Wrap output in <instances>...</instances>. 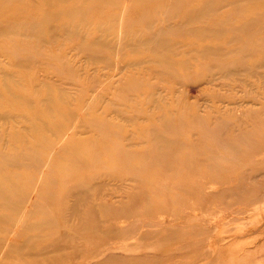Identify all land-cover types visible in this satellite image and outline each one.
Returning <instances> with one entry per match:
<instances>
[{
	"label": "rangeland",
	"instance_id": "1",
	"mask_svg": "<svg viewBox=\"0 0 264 264\" xmlns=\"http://www.w3.org/2000/svg\"><path fill=\"white\" fill-rule=\"evenodd\" d=\"M44 1L0 0V112L5 115L0 118V180L5 183V190L0 189V241L9 230L14 236L11 244L0 242L8 251L1 264H43L38 254L26 253L38 245L51 246L59 234L71 232L75 239L65 243L68 249L50 252L48 259L67 253L60 257L61 264H264L259 259V253L264 256V238L256 239L260 233L238 238L255 221L248 213L264 212V201H258L264 173L257 169H264L259 154L264 153V115L254 118L248 109L264 114V88L254 85L255 94L250 92L238 60L215 59L214 69L183 74L161 59L167 55L172 62L171 51L163 50L196 36L189 26L174 28L184 19L182 14L171 15L167 25L169 12L163 5L180 8L179 2L190 0H73L79 10L70 15L61 12L67 7ZM251 4L232 3L239 8L225 25H243L255 11L247 8ZM258 7L264 22V4ZM60 12L65 17L59 20ZM60 23L69 29L62 31ZM159 29L162 45L109 52L114 41L118 49L124 41L140 47L134 36L142 39ZM97 39L108 44L99 43V49L94 46ZM253 42L263 44L264 39ZM121 52L143 53L150 59L147 74L138 77L141 73L132 67L125 71L126 76L135 75L137 86L131 91L125 89L129 82L123 72L115 75ZM174 55L195 64L194 52ZM153 66L159 76L151 73ZM178 72L183 77L176 79ZM155 84L160 99L154 103L140 87ZM151 103L159 112L150 110ZM56 106L73 107L82 115L81 127L70 129L59 142V131L41 126L42 114L47 110L50 117ZM118 109L137 114L142 122L162 124L161 148L155 139L147 140L150 130L135 131ZM221 114L225 127L237 126L226 130L217 117ZM58 116L64 120L67 115ZM93 121L107 126L96 128ZM117 126L126 127L123 136ZM122 180L123 190L118 188ZM83 181L104 183V193L94 199L82 192V202L76 205L86 213V222L72 218L68 224L62 213L75 203L70 193L81 192L75 185ZM4 196L10 198L4 201ZM242 208L248 209L246 214L239 212ZM259 222L264 226V220ZM109 229L118 234L108 235ZM221 231L228 236L227 246L244 243L256 248L255 253L231 256L217 243ZM211 247L220 249L215 254ZM105 254L115 259L105 261Z\"/></svg>",
	"mask_w": 264,
	"mask_h": 264
},
{
	"label": "bare ground",
	"instance_id": "2",
	"mask_svg": "<svg viewBox=\"0 0 264 264\" xmlns=\"http://www.w3.org/2000/svg\"><path fill=\"white\" fill-rule=\"evenodd\" d=\"M71 1H73V0H45L44 2L48 5L49 4H51V5L61 4L60 7H62V8L67 7L66 9L62 10L61 12L65 11L67 14L70 15L73 12L79 10V6H72V4L70 3ZM210 1H213V2L210 3ZM242 1H244V0H200V2L196 3V1L190 0V1L179 2L180 8L177 5H175L174 7L171 4H169L168 6L163 5L164 10H166V12H169V18H168L169 20H168L167 25L169 24V26H171V15L176 17L177 15L182 14L184 16V19L181 21H176L174 24V28H176L175 26L180 27V28H184L183 26H189L191 31H193L196 36H195V39H191V40H187V41H183V42L178 41L174 44H171L172 46H170V47L168 46V48L163 50V51H167V50L171 51V53L174 56V60L172 62L169 60L167 55H163V57H161V59L164 58L163 60H165L167 63H170V66L173 68H180V70L183 74H185L187 72L192 73V72L199 71V70H205L208 66L212 65L211 61H213L215 59H220L221 61L223 59H225L227 61L238 60V63L242 64L245 67L243 77H242V81H243V83L246 84V86L247 85L251 86V89H249L250 92L255 94L256 90H252V86H254V85H260L262 88H264V43L263 44H258V43L255 44L253 42V41H256L258 38L264 39V22L261 20V17L263 14L261 12H257V10H260L258 5L264 4V0H245L246 3L252 2V4L250 6L247 5V8H249V7L253 8V9H255V11L252 12V17H248V18H246V20L242 21V22H244L243 25L240 24V25L236 26L235 28H233V26H227L224 23L226 20L233 19L232 15H233L234 11L239 8V6H237V5L232 6V3H234V2L239 3ZM68 3H70V4H68ZM227 4L229 6H231L230 9L229 10H223L222 7H224ZM61 12L59 13V16H58L59 20L61 18L65 17L63 15V13H61ZM194 23H196L197 26H192V24H194ZM58 25H59L58 28L59 29L61 28L62 31L69 29L67 26L64 25V23H60ZM165 28H170V27L165 26ZM155 31L156 32H154L153 34L150 33L149 35H146V37L142 38V39L137 38L135 36L133 37V41L137 42L140 47H130L131 45L127 41H124L123 46L121 45L120 49H118V48H115L116 42L114 41V46L112 45V43H109L110 46L112 47V50L109 52H112V53H117L119 51L128 52L131 48H136L137 50H139V49H145V48L153 47L159 43H160V45H162L163 43H165V41H162L164 39V37L162 35H159L158 31H160V29L155 30ZM225 32L227 33V35L223 36L225 34ZM241 32H245V33L244 34H238V35L236 34V33H241ZM208 36H212V38L220 39V40H217L215 42L211 41L212 38L207 40L206 38ZM249 41H251V42H249ZM212 42L214 44H211ZM247 42H249V44L247 46H243V44L247 43ZM252 42H253V44H251ZM99 43L108 44L104 40L97 39V42L95 43L94 46L96 47V44H97V48H99V49H102L101 48L102 46ZM186 52H194V54L196 56L195 64L190 63L189 61H186L187 58L184 56L181 58V57H176L174 55L175 53L177 56L183 55ZM121 54H122V52H121ZM121 54L119 56H117V58L115 59V62H116L115 64H116V67L118 69V71L115 72V75H117V73L120 74L123 72L124 76L126 77V82H129V86H127V88H125V89L131 91V90H133L134 87L137 86V84L134 82L135 81L134 80L135 75L126 76L125 71L127 72V70H129V67H132L134 69H138L136 72L141 73L140 75H138V77L142 76L143 74H147V71L149 70L147 68V65H148V62L150 59L148 56L142 55L143 53L142 54L140 53L138 56L137 55L132 56L131 54H129V56H127V55H123V54L121 55ZM95 57H96V50H95ZM207 58H209V59L205 60ZM111 64H112L111 61H108L107 65L109 67ZM108 66H105V67H108ZM215 67L216 66H211L210 70L214 69ZM152 68H153V72H151V73L155 77L159 76L161 74L155 70L154 66ZM69 73H71V72H69ZM179 74H180L179 72L174 73V76H176V79L183 77L182 76L183 74L180 75V77H178ZM255 77H257V80H259V83H256L257 80H254ZM155 86H156V88H155ZM155 86L154 85L149 86L146 89H143L142 87H140V90L144 94L146 93V94H148V96H150L152 98V100L154 99L153 100L154 103H155V101L158 102L160 99V97L157 96V93H159V91H160V86L157 84H155ZM162 88H163V86H162ZM12 89L13 88H10V90H12ZM255 97L256 96H254V98ZM47 105L48 106L51 105L49 99L47 100ZM179 107H180V105H179ZM56 108H57L56 113H50L48 115L50 117H46V115H45V114H47V112H46L47 110L42 114L43 120L41 121V126H43L45 130H47V129L51 130L52 129V130H55V132L59 131L61 133L58 135L59 140L57 141V139L55 138V141L59 142L63 138L61 136L65 135L66 132H69L70 129H75V128L81 127L80 125L82 123V121H81L82 115L79 112L73 111V109H74L73 107L61 108V107L56 106ZM149 108L152 111H156L155 109H157L155 106H153L152 103H151ZM184 108H186V106H183V109ZM248 109L250 112L254 113V116H253L254 118L255 117L260 118V117H262V115H264V114H261L259 112L253 111L252 110L253 108L248 107ZM118 110L116 112H118V114H120L121 117H123L127 121H130L132 123L130 125L135 127V131L138 130V131L145 132L147 130H150L152 134L151 135L146 134L148 137L147 140H151L152 138L155 139L156 143H157V147L161 148L160 147L161 144L158 140V132H159V129L161 128L162 124L158 125L157 123H151V122L145 123V122L140 121L139 118L136 117L137 114L136 115L129 114V112H130L129 110H127L126 113H123V111H125L126 109L125 110L118 109ZM149 111H146L144 114H148ZM156 112H159V111H156ZM150 113H151V111H150ZM258 113L260 115H257ZM8 114L13 115V113L10 109H9ZM58 114H61L64 116L67 115V116L65 117L64 120H61L59 118ZM153 114L156 115L157 113L156 114L153 113ZM195 115H196V113L192 114L188 117L193 118V117H196ZM4 116L5 115L2 112H0V118L4 117ZM144 117H145V115H144ZM217 117L220 118V121L224 122V128H226V130H228V131L231 128H235V126H237L235 124L231 126L229 123H227L229 126L225 127V120H223L224 114H221V116H217ZM234 117H236V116H234ZM236 118L238 119L239 117H236ZM186 119H188V118H186ZM92 124H94V126L96 128H102L104 126H107L106 123H104V125H103V123L97 122V121H93ZM152 124H154V130L152 128ZM240 124H242V123L240 122ZM123 127H124V129H123ZM116 129H117V132L119 133V136L124 135V134H122V133H124V130L127 131L125 126H121V127L117 126ZM239 130H242V129H239ZM263 132H264V130H263ZM261 138L264 140V137H261ZM53 141H54V139L52 140V142ZM130 145L131 144H128V145L126 144V147H128ZM261 147H263V146H261ZM256 150L260 151L259 148H257ZM261 153H262L263 158H264V153L262 151H260L259 154H261ZM128 168L126 167V169L128 171L131 170V172H134L137 169L136 167H128ZM257 169L264 173L263 168H257ZM3 181H4V179L0 180V189L5 190V188H4L5 183H3ZM125 183H126V181L121 182V184L118 186V188L123 190V188H125V185H124ZM78 186L81 187V189H82L81 192H79L77 190V191H73L70 193V196L74 197L75 203L71 204V206L68 207L69 208L68 211H65L62 213V216H65V222L68 224L71 222L72 218H77L78 220H81V224H82V220L84 221L83 224L86 222V220L84 219L86 217V213L84 211H82V209L79 208V206L76 205L77 203L82 202L81 201V199H82L81 195H83L82 192H84L86 196L94 198V199L98 198L96 196V194L99 195V193H104L103 192L104 183L93 184L91 181H83L82 183L76 184L75 188H77ZM93 187H94V191H92ZM15 193L17 195L19 194L17 192H15ZM261 194H262L261 195L262 198H260L258 201L262 202V201H264V192L263 193L261 192ZM102 197H103V195H102ZM3 198H4V201H6V199H9L10 197L4 196ZM83 200H84V197H83ZM0 205H1V202H0ZM102 206H104V204H102ZM245 210H248V209L242 208L239 210V212L245 211ZM244 213L246 214L247 212L245 211ZM248 216L252 219V221H254V220L255 221L251 223L248 230H246L245 228L242 229L241 230L242 232H241V234H239L238 238L248 236V235H252L254 233H260L259 235L256 236V239L257 240H259V238L263 239L264 238V226L260 224L259 220H261V221L264 220V212L258 213L254 210L251 213H248ZM50 220H52L51 222L54 223L53 219H50ZM220 222H222V221H220ZM216 223H218V222H216ZM15 225H17V224L15 223ZM73 225L75 226L74 223H73ZM49 226H54V225L51 224ZM73 229H74V231H77V229H75V228H73ZM12 231L13 230H9V232L3 236L5 238L2 239L0 242L3 243L4 241H7L6 244L7 243L11 244L12 239H10V238L14 237V236H12V234H10V233H12ZM16 231H18V230H16ZM118 231L119 230H117V229H109L107 231V234L114 236V235L118 234ZM15 233H18V232H15ZM218 234H219V236H222V238L220 240H218L217 243L222 244L219 246H223L224 250L226 249V251L230 252L231 256H233V257L237 256V254L252 255L256 251V248H254V249L248 248V247H246V245L244 243L237 244L239 246L238 248H232V245L234 243H232V245L227 246L226 244H224V242H225V240H228L227 239L228 236L225 235L223 231H221L220 233L218 232ZM234 235H235V232H234ZM72 236H73L72 232L71 233H61L56 237V239H54V241L51 243V246L38 245L36 249L33 248L32 251L30 250L26 254L28 255L29 253H31L32 256H34V257H36V254H38L37 256H39L41 258L40 261L44 260L43 264H61L62 263L61 259L63 258L62 255L67 254V253H62V254L57 253L59 255L55 259L54 258L48 259V255H49L48 253H50V252L56 253L57 250H60L63 248H64L63 251L67 250L68 246L65 243L70 241V240H74L75 237H74V239H71ZM238 238H236V239H238ZM211 241H213V240H211ZM235 241H237V240H235ZM214 244H213V246H214ZM5 245H3V246L0 245V264L2 263V257L1 256L2 255L6 256V253L8 254V251H6V250L4 251ZM31 247H32V245H31ZM79 248H80V246L76 247V250H78ZM217 249H220V248L211 247V250H213L212 253L217 254V251H218ZM206 250H208L207 247H206ZM110 251H108V253H110ZM207 253H208V251H207ZM257 253H258V251H257ZM215 254H212L213 257H215L214 256ZM259 255H260L259 259H264V256L261 255V253H259ZM107 256L105 254L103 260H105V261L111 260L112 261L113 259H115V256L113 254H111L108 257ZM60 257H62V258H60ZM239 262H235L234 264H240ZM166 264H170V263L167 262Z\"/></svg>",
	"mask_w": 264,
	"mask_h": 264
}]
</instances>
